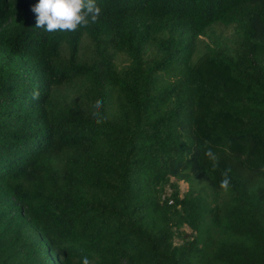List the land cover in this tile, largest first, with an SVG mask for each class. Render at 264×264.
<instances>
[{
    "label": "trees",
    "instance_id": "1",
    "mask_svg": "<svg viewBox=\"0 0 264 264\" xmlns=\"http://www.w3.org/2000/svg\"><path fill=\"white\" fill-rule=\"evenodd\" d=\"M36 3L0 0V264H264V0Z\"/></svg>",
    "mask_w": 264,
    "mask_h": 264
},
{
    "label": "clouds",
    "instance_id": "2",
    "mask_svg": "<svg viewBox=\"0 0 264 264\" xmlns=\"http://www.w3.org/2000/svg\"><path fill=\"white\" fill-rule=\"evenodd\" d=\"M31 11L36 14V28L44 29L46 32L67 31L74 32L80 27H88L90 24L98 22L101 8L97 5L96 0H38ZM39 90L34 89L32 98H39ZM103 106L102 100H96L93 108L95 123L102 124L105 122L101 116L100 109ZM213 161V170L217 167V158L211 149L205 153ZM226 169L222 173L220 188L227 191L230 186L229 172ZM82 264H90L87 257H84Z\"/></svg>",
    "mask_w": 264,
    "mask_h": 264
},
{
    "label": "rangeland",
    "instance_id": "3",
    "mask_svg": "<svg viewBox=\"0 0 264 264\" xmlns=\"http://www.w3.org/2000/svg\"><path fill=\"white\" fill-rule=\"evenodd\" d=\"M220 30H221V28H220ZM231 31L232 30L229 28V29L225 30L224 33L229 35L231 33ZM116 63L118 64V66H122V65L129 64L128 63V60L123 55L117 56ZM65 96H67V92H65ZM173 181H174V179H172V182ZM178 184H179V189H180V196H182L183 193H185L187 191L188 185L186 183H184V182H179ZM169 193H170V190L167 188V190H166L167 196H169ZM183 230L187 234H190L191 233V231L187 227H184Z\"/></svg>",
    "mask_w": 264,
    "mask_h": 264
},
{
    "label": "built area",
    "instance_id": "4",
    "mask_svg": "<svg viewBox=\"0 0 264 264\" xmlns=\"http://www.w3.org/2000/svg\"><path fill=\"white\" fill-rule=\"evenodd\" d=\"M169 203H171V201Z\"/></svg>",
    "mask_w": 264,
    "mask_h": 264
}]
</instances>
